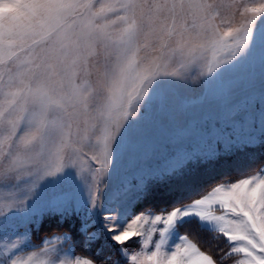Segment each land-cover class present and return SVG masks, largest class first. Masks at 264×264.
I'll return each mask as SVG.
<instances>
[{"label": "snow or ice", "instance_id": "1", "mask_svg": "<svg viewBox=\"0 0 264 264\" xmlns=\"http://www.w3.org/2000/svg\"><path fill=\"white\" fill-rule=\"evenodd\" d=\"M257 160L264 0H0V264H264Z\"/></svg>", "mask_w": 264, "mask_h": 264}, {"label": "trees", "instance_id": "2", "mask_svg": "<svg viewBox=\"0 0 264 264\" xmlns=\"http://www.w3.org/2000/svg\"><path fill=\"white\" fill-rule=\"evenodd\" d=\"M261 167H264V162L257 160L247 169V171H233L229 176L225 177V179L237 180L239 178H242L243 176L256 173ZM180 232L182 235L187 234L190 239L198 243L202 250L209 251L210 254H212L214 258H216L218 261L221 256L230 251L229 243H226V238L222 237L218 240H211L210 236L212 234L207 232V230L205 229H201L196 221L185 225L183 228L180 229ZM44 234L45 233H41V236H43ZM35 241L39 243V239H35ZM236 259H238V257L233 254L232 256L227 257L223 261V264H233Z\"/></svg>", "mask_w": 264, "mask_h": 264}, {"label": "rangeland", "instance_id": "3", "mask_svg": "<svg viewBox=\"0 0 264 264\" xmlns=\"http://www.w3.org/2000/svg\"><path fill=\"white\" fill-rule=\"evenodd\" d=\"M246 76H248V77H250V78H252V79H254L257 83H258V81H259V76H260V69H259V66L257 65V66H255L253 69H251V71L250 72H248V73H246L245 74ZM216 211L219 213V212H221V211H223L222 209H219L218 207L216 208ZM132 239H139V238H132ZM227 239V238H226ZM34 242H36L35 240H34ZM37 243V242H36ZM127 243V242H126ZM239 258V257H238Z\"/></svg>", "mask_w": 264, "mask_h": 264}]
</instances>
